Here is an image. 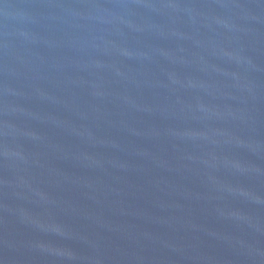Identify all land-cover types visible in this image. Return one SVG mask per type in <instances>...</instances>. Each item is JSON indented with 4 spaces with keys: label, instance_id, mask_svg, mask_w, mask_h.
<instances>
[{
    "label": "water",
    "instance_id": "obj_1",
    "mask_svg": "<svg viewBox=\"0 0 264 264\" xmlns=\"http://www.w3.org/2000/svg\"><path fill=\"white\" fill-rule=\"evenodd\" d=\"M0 264H264V0H0Z\"/></svg>",
    "mask_w": 264,
    "mask_h": 264
}]
</instances>
